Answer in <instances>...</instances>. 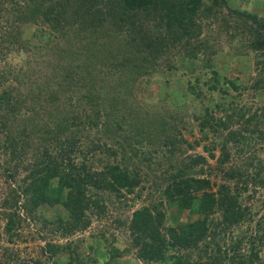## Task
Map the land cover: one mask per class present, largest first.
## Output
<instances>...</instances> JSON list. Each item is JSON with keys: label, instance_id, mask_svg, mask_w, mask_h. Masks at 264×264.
I'll use <instances>...</instances> for the list:
<instances>
[{"label": "trees", "instance_id": "16d2710c", "mask_svg": "<svg viewBox=\"0 0 264 264\" xmlns=\"http://www.w3.org/2000/svg\"><path fill=\"white\" fill-rule=\"evenodd\" d=\"M0 19V212L8 238L19 237L30 217L53 234L85 231L107 200L135 194L157 176L158 199L123 224L144 264H264V209L252 234V208L238 190L248 180L264 190V147L251 148L257 132L264 137L257 127L264 106L249 115L227 101L230 91L264 96V16L230 0H0ZM28 26L39 33L35 40L24 38ZM212 26L213 43L206 36ZM219 53L230 62L252 56L253 84L221 81ZM189 65L197 74L183 91L173 89L167 77L184 76ZM153 84L163 97L146 101ZM195 132L189 142L185 134ZM201 144L210 159L219 150L217 167L185 155ZM232 149L248 153L245 167L222 173ZM220 176L229 185L211 180ZM165 206L191 213L166 226ZM55 207L64 215L49 220L38 212ZM104 248L112 260L120 255L115 245ZM65 252V264L105 257L73 243L42 248L47 264H62ZM0 264L43 263L2 250Z\"/></svg>", "mask_w": 264, "mask_h": 264}, {"label": "rangeland", "instance_id": "374dc122", "mask_svg": "<svg viewBox=\"0 0 264 264\" xmlns=\"http://www.w3.org/2000/svg\"><path fill=\"white\" fill-rule=\"evenodd\" d=\"M230 1L233 8L247 10L249 12L258 14L259 16H264V0ZM3 20L4 18H2V21ZM232 21L233 20H231V22ZM215 31V26H212L211 29L206 32V36H209L211 43H213L217 38V34L215 33ZM24 33V38L26 37L25 39L35 40V38L39 36V33L37 31L33 32L30 26L25 27ZM218 40L222 42L221 46L224 49L228 50L230 43H228L227 40H223V37L221 38V40ZM237 44L238 43H236L235 45ZM237 57L238 58L236 60L230 62L229 59L225 57L224 53H219L217 55L215 63L218 67V77L221 81L227 78L231 79L236 84H240L242 87H249L253 84V78L256 76V70L254 65L255 61L252 56L242 57L240 53ZM196 74L197 73L196 71H194L193 66L189 65L185 70L184 76L179 77L178 75L172 74L169 75L167 78L169 79V85L173 89L177 91H183L185 88V81L192 78ZM230 96L231 97H228L227 101L229 103L234 102L235 104L241 107H246L250 111L249 115H252L256 110L258 111V114L262 113L261 110L259 111V109L260 107L264 106V96H255L254 92L251 90L243 92L241 98L235 96V94H233L231 91ZM143 97L146 101L156 102L157 100L161 99L163 95L160 90L158 92V87L153 84L144 93ZM46 103L52 105L51 102ZM167 103L172 106L170 100H168ZM158 107V105L154 106L155 110L160 112V109ZM258 121L259 124L257 127L260 130H263L264 119H260ZM255 126L256 122H252V124L249 125L248 128L249 130H252L255 128ZM243 127V124H240V126H234L232 129L234 131H238L240 129H243ZM257 135L258 132L256 133L255 140L251 142L252 150L264 147V137L261 138ZM185 138H187L189 142H192L195 138H199V134L195 132V137L190 136L189 134H185ZM203 144H201L199 147H196L194 150H186L185 155H203L207 158V161L212 168L217 167L216 158L219 156V150H216L214 152L215 159H210L202 147ZM247 156V152L238 155L236 154L235 149H232L230 161L226 164L225 167H221L222 173H224L226 169L232 165L237 167L241 166L242 168H244L245 164L242 162L246 159ZM23 172L24 170H22L21 172V177L24 175L22 174ZM248 173L251 177L254 176L253 169H248ZM156 177L157 176H149L147 180L141 183L139 189L135 190V194H125L126 198H122L121 200H115L114 198L107 200L104 212H102L100 216L91 215L90 226L85 231L76 232L74 235L71 236L65 237L62 236L61 233L53 234L51 231L52 227L49 225L45 226L43 224V221L41 219H38L39 217L35 219L30 217L26 220V224L24 225L23 229L19 230L20 236L13 237L12 239H10L8 238V235L4 233V220L1 215L2 212H0V251L7 250L8 253L16 254L19 261L38 260L43 264H47L48 260L42 254V248L46 243H57L60 245L73 243L74 245L79 244L82 245V247L85 246V248L92 246L96 250L102 252L105 251V246L108 248V245H115L120 250V255H116L117 257L112 260L110 255L104 252L105 257H99L98 264H144L141 259L137 258V250L135 247H133V245H131L129 232L123 224L126 223L127 225L133 211L143 206H147L151 201H156L158 199V192L155 191L154 187L156 185L154 184ZM261 178L264 179V172L261 173ZM211 180L216 182V184L225 183L229 185V182L223 180L221 176L219 178L212 177ZM5 185L6 184L3 182V179L0 177V198L3 196ZM230 185L232 187H235L232 182H230ZM238 188L241 193V201H243L246 206H251L252 208V213L254 215L252 225L253 234L256 222H261V217L263 215L264 190L258 185H255L251 180H248L246 186L247 189L245 192L242 191L244 189L243 183H240ZM214 190H216V187H214ZM163 210L165 211L166 226L168 225L172 227H174L177 223H182L183 221H185V219L191 213L186 211L181 212L176 208H170L167 206L163 207ZM38 212L39 214H42L43 216L47 217L49 220H52V218H54V216H56L57 214L61 216L64 215V212L58 207L52 208L47 211L41 208ZM238 234V232H235L233 236H237ZM95 239L100 241L99 245L95 246V244L93 243ZM260 256L261 259L264 260V245L261 247ZM68 257V253L65 252L64 254L59 255L57 257V260L59 259L62 264H65L66 262H68Z\"/></svg>", "mask_w": 264, "mask_h": 264}]
</instances>
